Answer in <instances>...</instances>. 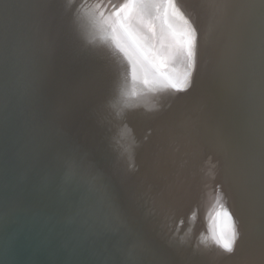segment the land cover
I'll return each mask as SVG.
<instances>
[{
    "label": "water",
    "instance_id": "95a60500",
    "mask_svg": "<svg viewBox=\"0 0 264 264\" xmlns=\"http://www.w3.org/2000/svg\"><path fill=\"white\" fill-rule=\"evenodd\" d=\"M235 1L0 0V212L19 210L38 216L87 264H228L227 256L240 251L241 233L246 228L237 227L238 217L229 205L220 202L212 208L213 196L208 192V200L189 195L190 204L178 208L169 192L168 200L162 199L160 216L150 196L142 199L138 195L135 202L126 192L130 186L148 188L165 178L177 185V179L190 173L187 167L178 166L182 162L178 138L183 137L186 120L178 113L175 117L174 104L164 103L167 99L163 98L182 92L172 85L184 80L208 31L215 32ZM242 1L236 3L235 10ZM97 4L102 5V16L95 11ZM124 4L128 7L119 11ZM262 4V0H253L247 14L238 18L239 36H244L245 42L228 62L238 70L233 75L234 86L264 77L259 44L264 45V31L246 58L252 65L245 62V75L237 64L254 36L251 29ZM117 12L119 15H114ZM261 22L264 27V17ZM255 57L257 63L253 64ZM253 94L252 104L256 99ZM244 103L247 108V101ZM247 117L245 112L240 120ZM245 132L246 137L239 136L236 141L240 152L248 143L253 146L248 140L250 130ZM7 144L25 158L26 173L13 167ZM173 149L175 170L171 172L172 165L169 169L163 164ZM133 155L136 167L131 170L129 158ZM251 155L254 173L262 178L252 176L261 185L256 193L263 196V205L264 153L253 149ZM121 158L129 173L118 174L122 176L118 185L107 177L120 171L116 164ZM157 166L162 170L150 175ZM39 167L53 168L62 178H54L45 168L35 173ZM167 170L173 174L166 175ZM20 173L25 174L23 178ZM147 176L149 182L137 187ZM203 181L201 176V187L194 190L200 196ZM62 183H66L68 194L58 185ZM255 183L251 180L247 185ZM70 185L82 190L70 196ZM152 190L158 192L161 186ZM128 204L137 208H127ZM199 206L207 216L198 214ZM89 215L94 216V222ZM194 219L198 224L192 227L189 221L195 223ZM261 224L258 221L254 231H259ZM82 225L93 235L91 243H113L116 253L111 260L83 251L79 239ZM230 229L234 234L231 253L221 243ZM260 247L252 257L257 264H264V241Z\"/></svg>",
    "mask_w": 264,
    "mask_h": 264
},
{
    "label": "bare ground",
    "instance_id": "6f19581e",
    "mask_svg": "<svg viewBox=\"0 0 264 264\" xmlns=\"http://www.w3.org/2000/svg\"><path fill=\"white\" fill-rule=\"evenodd\" d=\"M238 1L239 0H236L231 4L226 18L219 23L215 32L211 30L208 31L205 43L200 48L197 57L190 63V70H187V87L183 88L182 92L176 95L169 94L163 98V100L167 99L164 103L170 101L174 104L176 110L173 115L175 117L177 116L176 113H178L181 119L186 120L183 137L178 138L180 139L178 140L179 149L181 148L180 151L182 153V162H179L178 166L183 165L187 167L190 173H186L182 178L177 179V185L169 182V179L165 178V182L157 184L152 183L148 188L143 187L137 189L136 186H130L127 188L128 192H126V194L132 200L135 199V202L138 195L142 197V199L146 197V195L148 197L150 196L151 200L154 201V203L151 204L153 209L160 215L158 210L161 208V205L163 206L162 199L165 197V199L168 200L167 194L169 192L172 194L169 196L174 198V202H176H173V204H176L178 208H180V205L184 208L186 205L185 202L190 204L189 195L200 197L203 201H205V199L208 200L209 192L213 196L210 197V204H213L212 208L220 202L226 207L230 206L235 214L233 216L238 217H236L238 220L237 227L239 228L244 225L246 227L243 233H241L243 244L240 246V251L235 256H227L226 259L228 260V264H241L246 256L247 259L245 264H257V261H255L256 257H252V254L259 251L264 241V204L262 205L260 202L263 196L256 193L258 187L260 188L261 185L258 184L259 182L255 177L252 178L256 169L254 168L255 162L252 160L253 155H251V151L254 149L256 153H264V136L259 138L261 133L264 135V77L254 78L252 81L254 85L250 82L243 86H234L235 80L233 75L238 70L231 67L228 62L232 59L231 55L235 49L238 48L239 52L240 47L245 42L243 39L244 36H239L238 18L240 19L241 16L245 15L246 11L248 8L252 7L251 5L253 3V0H251V4L247 5L248 0H243L237 10H235ZM262 2L261 10L258 12V19L251 29L254 36L251 41L246 44L244 51L239 55V61H237L239 70L243 75H245L243 69L245 62L252 65L246 58L257 47L264 31L263 23L261 22V19L264 17V0H262ZM259 44L262 54L264 55V45L261 43ZM254 63H257L256 57L253 58V64ZM261 67L264 69V64H261ZM249 85L250 88L248 89L247 87ZM252 92L256 97L253 104ZM246 101L247 108L244 103ZM163 106L165 107V105ZM245 112L248 116L247 119L240 120V116L243 113L245 114ZM167 118L170 117L167 116ZM166 124L167 122H165V126ZM251 126L254 127L253 129L255 132H252ZM249 130L251 133L248 140H251V143L255 146L253 148V146H250L248 143L244 151L240 152V149L236 148V141H238L239 136L241 139L243 137L245 138L247 135L245 133H248L245 131ZM162 133L165 135L166 131L164 130ZM238 144L240 145L238 147L241 148L243 142L240 140ZM9 145L10 148L7 149V152L13 157L12 160H14L15 163L13 167L19 172L26 173V167L29 166L25 164V158L21 157V155L12 148V144H7V146ZM21 154H23L22 149ZM175 154L176 151L173 149L168 159L165 156L163 157L166 158L163 165L170 167L169 169H171L172 165L173 170L171 172L175 170L174 163H172ZM121 160L122 158L120 161ZM129 161V168L132 170L136 167L134 155L132 157L130 156ZM143 162L148 163L145 159ZM156 162L157 165L160 164L158 159H156ZM116 165H119L118 168H120V171L118 173L116 172L115 175L109 174L107 179L112 177L111 181H115L118 184L119 178L122 177L118 174L121 171V173L129 172L127 167L124 166L123 168V160ZM147 166H150L149 163ZM148 167L146 169H148ZM44 168L48 170L49 173L52 172L50 174L53 175L54 178H62L59 173L53 171V168L48 167L34 168L36 170L35 173H42V171L45 170ZM111 169L115 170L116 168L114 167ZM160 169L162 170V168H158L157 166L153 171H150L149 174H155L159 172ZM18 171H16L17 174H19ZM23 173H20L22 178L25 175ZM168 174L172 175L173 173L167 170L166 175ZM154 176L167 177L163 174L162 176L161 174H156ZM201 176L205 183L203 184L205 185L203 196H200L199 192H194L195 189L199 190L201 187V185H199ZM85 177L87 178L88 175L83 178ZM141 177L139 180H141ZM256 177L258 180L262 179L259 175ZM149 180L150 178L147 176L137 187L144 185L149 182ZM251 180L255 181L257 185L256 183L247 185ZM260 183L264 186L263 182ZM58 185L63 186L64 192L68 194L66 191L67 189L65 190V187H67L66 183ZM78 185L74 186V188L72 185L69 186L68 190H70V196L76 195L78 190L79 192L82 190H76L75 187H78ZM158 185L161 186V190L154 192L152 189H156ZM164 190H166V192H164ZM116 191L119 193L120 190L117 188ZM149 193L151 195H149ZM186 194H188L187 197H185ZM119 196L121 197L122 195ZM127 200L126 197L125 202H127ZM166 200L165 202H167ZM157 201L160 203H157ZM125 202H123V204ZM242 205V210L237 211ZM128 207H134V205L128 204L127 208ZM134 208H137V206ZM198 210L200 216H207V212L201 210V207L198 208ZM89 216L91 220L94 219L93 215ZM246 220H250L251 225ZM42 221L41 218L34 216L32 213L26 214L19 210L0 212V264H87L85 262L86 260L84 261L81 258L79 252H77L74 247H71L65 241H61L59 237L61 234L59 232H56L53 227ZM92 221L94 222V220ZM204 221L205 220L202 219V226H206ZM258 221L262 224L260 230L256 232L254 228H256ZM194 222L195 223L189 221L192 227L198 224L196 220ZM84 230L82 225L79 232V239L83 244V251L88 252L91 256H93V253L94 255L95 253L98 255L101 254L102 257L107 256L111 260L110 256L116 253L115 249L111 246L113 243L109 242L108 244L106 242H100L101 246L94 242L91 243L92 240H94L92 237L93 235L90 234V236L89 233ZM102 239L104 238L102 237ZM77 246L82 250L81 246ZM123 251L124 250H122V253ZM124 256L126 257L125 253Z\"/></svg>",
    "mask_w": 264,
    "mask_h": 264
},
{
    "label": "snow or ice",
    "instance_id": "6c2138e0",
    "mask_svg": "<svg viewBox=\"0 0 264 264\" xmlns=\"http://www.w3.org/2000/svg\"><path fill=\"white\" fill-rule=\"evenodd\" d=\"M102 5L97 4L95 5V11L98 12L101 16L103 15V12L101 11ZM128 5L124 4L119 11H123L124 8H127ZM114 15H119V12L115 13ZM192 38L194 39V33L192 34ZM191 43V41H190ZM191 56V52L189 53ZM191 67V64L189 65ZM188 78L187 75L185 76L184 80L180 84H173L172 87L177 88L178 90H182L183 88L187 87ZM230 219V218H229ZM233 241H234V234L231 232V229L229 231V235L227 236V239L221 238L222 247L229 253L233 251Z\"/></svg>",
    "mask_w": 264,
    "mask_h": 264
}]
</instances>
